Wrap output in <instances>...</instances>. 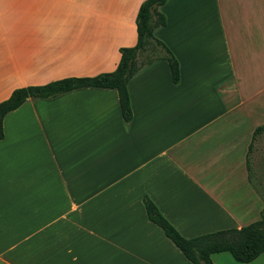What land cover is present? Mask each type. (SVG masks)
<instances>
[{
  "label": "crops",
  "instance_id": "0c3cea01",
  "mask_svg": "<svg viewBox=\"0 0 264 264\" xmlns=\"http://www.w3.org/2000/svg\"><path fill=\"white\" fill-rule=\"evenodd\" d=\"M143 1L0 0V102L113 72L136 44ZM236 1L160 7L166 25L154 36L179 82L164 60L142 67L127 84L128 125L115 90L89 87L29 97L4 116L0 264H191L148 220L145 195L185 238L257 221L248 148L264 125V45L258 31L229 40L221 9ZM245 1L262 11V0Z\"/></svg>",
  "mask_w": 264,
  "mask_h": 264
},
{
  "label": "trees",
  "instance_id": "16d2710c",
  "mask_svg": "<svg viewBox=\"0 0 264 264\" xmlns=\"http://www.w3.org/2000/svg\"><path fill=\"white\" fill-rule=\"evenodd\" d=\"M167 0H144L138 9L135 25L137 41L133 47L121 48L116 69L110 73H101L92 77H69L50 82L42 86H28L14 89L10 96L0 102V140L3 139V118L6 114L20 107L27 98H52L79 88L113 89L117 92L121 117L125 125L132 119L127 84L144 66L164 60L169 68L173 84L179 82V63L170 50L154 36V31L166 25V19L160 7ZM148 47H157L161 55L147 57ZM264 125L253 132V141ZM252 149V143L248 153ZM143 206L148 220L159 227L179 249L191 264H214L211 255L228 253L234 262L245 264L264 254V221H254L241 228H229L193 238L183 237L161 214L148 196H143Z\"/></svg>",
  "mask_w": 264,
  "mask_h": 264
},
{
  "label": "rangeland",
  "instance_id": "374dc122",
  "mask_svg": "<svg viewBox=\"0 0 264 264\" xmlns=\"http://www.w3.org/2000/svg\"><path fill=\"white\" fill-rule=\"evenodd\" d=\"M222 3V0H221ZM261 10H257L255 12L253 10L252 4L246 2L245 0H237L234 6H231L230 11L227 10L224 12L221 9V15L223 17H228V22L231 24L229 25V32L231 33L229 40L233 41V37L239 41H250L249 33L256 32L262 34L259 37L260 44L264 45V0H262ZM233 10V11H232ZM227 30V29H226ZM255 42V40H252ZM220 49L225 48V41H220ZM224 47V48H223ZM147 57H153L156 55H161L160 49L157 47H148L146 52L144 53ZM249 168H248V175L249 180L251 182L252 188L254 192L260 198V206L261 209L257 212V220L263 219L264 221V133L261 135L256 136L255 142L252 145V149L249 153ZM243 196H247L248 190L245 189L242 191ZM228 253H221L215 257V262L218 264H230L227 262L225 258L230 260L232 264L234 261L229 257ZM264 264V257L260 259Z\"/></svg>",
  "mask_w": 264,
  "mask_h": 264
}]
</instances>
